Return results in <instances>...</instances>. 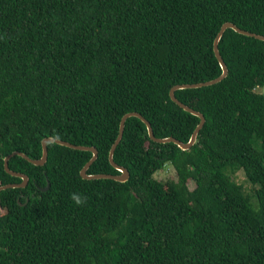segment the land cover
<instances>
[{"label": "trees", "instance_id": "obj_1", "mask_svg": "<svg viewBox=\"0 0 264 264\" xmlns=\"http://www.w3.org/2000/svg\"><path fill=\"white\" fill-rule=\"evenodd\" d=\"M225 23L264 36V0H0V186L21 183L4 159L39 160L46 138L119 175L128 113L187 143L199 119L169 92L221 75ZM218 49L227 77L174 93L205 118L188 151L131 117L124 183L84 180L92 154L53 143L43 166L12 157L29 181L0 192V264H264V42L228 29ZM167 164L176 180L157 181Z\"/></svg>", "mask_w": 264, "mask_h": 264}, {"label": "water", "instance_id": "obj_2", "mask_svg": "<svg viewBox=\"0 0 264 264\" xmlns=\"http://www.w3.org/2000/svg\"><path fill=\"white\" fill-rule=\"evenodd\" d=\"M228 29L233 30L237 34H240V35H243V36H246L249 38H254L256 40L264 42V36H260V35L254 34V33H250V32L241 30L232 23L223 24V26L221 27V29H220L219 33L217 34V36L214 40V43H213V52H214V55H215L219 65H220V68L222 70L221 75L218 78L211 80V81H208V82H203V83H198V84L177 85L170 90L169 96H170L171 101L173 103H175L179 108H181L186 113L191 114V115H193L199 119V124L196 126L195 130L193 131V133H192V135H191V137L187 143H182L173 137H168V138H164V139L156 138L153 134V130L151 128V125L149 124V122L145 118H143L138 113H128V114L124 115L120 121L118 137H117L116 141L114 142V144L112 145L110 152H109V162H110L111 166L120 173L119 175H88L87 170L93 164V162L97 159V150L95 148L76 146V145L70 144V143L65 142V141L56 140L54 138H46L42 141V156L39 160H31L24 153H20V152H13L12 154H10L9 156H7L4 159V170H5V172L12 177L19 178L21 180V183L0 186V192L7 190V189H23L27 186L28 181H29V179L26 175L21 174V173H17V172H13L9 169V167H8L9 160L14 156H19V157H22L23 159L27 160L29 163H31L34 166H43L46 163L47 157H48V150H47V144L48 143H53V144H56L59 146L67 147V148L72 149V150L87 151V152H90L92 154V158L85 164V166L82 168V170L80 172V176L84 180H102V179L108 180V179H110V180H114V181L121 182V183L128 181V179H129L128 171L125 168L118 166L114 162L113 156H114V152H115L118 144L122 140L123 132H124V128H125V123L131 117L138 118L139 120H141V122H143L145 124L147 131H148V136L152 142L157 143V144L172 143V144L176 145L180 150L188 151L195 144L197 136H198L200 130L202 129V127L205 123V118L199 112H196L195 110L187 107L186 105L182 104L179 100H177L174 93L178 90H190V89H198V88H202V87L212 86V85L218 84L219 82H221L223 79H225L227 77L228 70H227V67H226L223 59L221 58L220 53H219L218 44H219V41L222 38L224 32ZM47 188L41 189V190L46 191Z\"/></svg>", "mask_w": 264, "mask_h": 264}, {"label": "rangeland", "instance_id": "obj_3", "mask_svg": "<svg viewBox=\"0 0 264 264\" xmlns=\"http://www.w3.org/2000/svg\"><path fill=\"white\" fill-rule=\"evenodd\" d=\"M263 90L264 89H260L259 91H263ZM154 178L157 181H162V182H166L168 180H176V173L174 168L169 164H167L162 170L154 174ZM234 179L237 183L242 184L246 190L250 189L251 185L246 181L242 172H239ZM188 187L193 189L194 187L193 182H189Z\"/></svg>", "mask_w": 264, "mask_h": 264}, {"label": "clouds", "instance_id": "obj_4", "mask_svg": "<svg viewBox=\"0 0 264 264\" xmlns=\"http://www.w3.org/2000/svg\"><path fill=\"white\" fill-rule=\"evenodd\" d=\"M71 198L74 200V202L77 205H82L84 203V200L80 196H78V195H75L74 194Z\"/></svg>", "mask_w": 264, "mask_h": 264}]
</instances>
